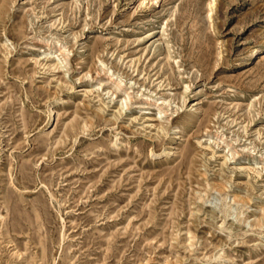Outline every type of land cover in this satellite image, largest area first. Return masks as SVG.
<instances>
[{
  "label": "rangeland",
  "instance_id": "1",
  "mask_svg": "<svg viewBox=\"0 0 264 264\" xmlns=\"http://www.w3.org/2000/svg\"><path fill=\"white\" fill-rule=\"evenodd\" d=\"M0 264H264V0H0Z\"/></svg>",
  "mask_w": 264,
  "mask_h": 264
},
{
  "label": "bare ground",
  "instance_id": "2",
  "mask_svg": "<svg viewBox=\"0 0 264 264\" xmlns=\"http://www.w3.org/2000/svg\"><path fill=\"white\" fill-rule=\"evenodd\" d=\"M254 54H257V51H254ZM256 56V55H255ZM164 155L165 156H169L170 155V151H166V152H164Z\"/></svg>",
  "mask_w": 264,
  "mask_h": 264
}]
</instances>
